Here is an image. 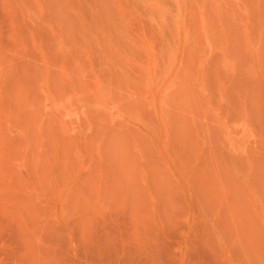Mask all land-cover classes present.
I'll return each instance as SVG.
<instances>
[{"label": "rangeland", "instance_id": "rangeland-1", "mask_svg": "<svg viewBox=\"0 0 264 264\" xmlns=\"http://www.w3.org/2000/svg\"><path fill=\"white\" fill-rule=\"evenodd\" d=\"M0 264H264V0H0Z\"/></svg>", "mask_w": 264, "mask_h": 264}]
</instances>
